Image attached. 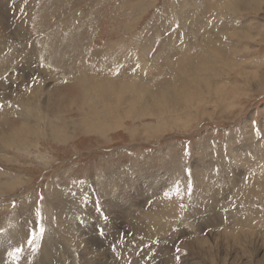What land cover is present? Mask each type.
Listing matches in <instances>:
<instances>
[{"label":"rangeland","instance_id":"rangeland-1","mask_svg":"<svg viewBox=\"0 0 264 264\" xmlns=\"http://www.w3.org/2000/svg\"><path fill=\"white\" fill-rule=\"evenodd\" d=\"M239 1L0 0V264H264V0Z\"/></svg>","mask_w":264,"mask_h":264},{"label":"bare ground","instance_id":"bare-ground-1","mask_svg":"<svg viewBox=\"0 0 264 264\" xmlns=\"http://www.w3.org/2000/svg\"><path fill=\"white\" fill-rule=\"evenodd\" d=\"M245 2V0H240L239 2ZM7 2V1H6ZM8 3V2H7ZM6 6V5H5ZM198 32V31H197ZM195 36H198V35H195ZM217 38V37H216ZM194 39H196V38H194ZM217 40V39H216ZM40 41H41V39H40ZM68 41V40H67ZM194 41V40H193ZM196 41H198L197 39H196ZM203 41V40H202ZM220 41V40H219ZM51 42V41H50ZM75 42V41H74ZM191 42V41H190ZM67 43V42H66ZM189 43V42H188ZM187 43V44H188ZM198 43V42H197ZM206 43V42H205ZM190 44V43H189ZM207 45V44H206ZM198 46V45H197ZM199 46L201 47V49H202V44H199ZM200 47H199V50L201 51V49H200ZM218 47V46H217ZM44 49V48H43ZM120 49V48H119ZM185 50V49H184ZM59 51V50H58ZM121 51V50H120ZM188 51V50H187ZM221 51V50H220ZM42 52V51H41ZM51 52H52V50H51ZM57 52V51H56ZM212 52H214V51H212ZM53 53V52H52ZM59 53V52H58ZM68 53V52H67ZM63 54H65V53H63ZM62 54V55H63ZM115 54H116V57H118V58H120V57H122L123 56V54L122 53H119V52H116L115 51ZM110 55H113V53L112 54H110ZM176 55V54H175ZM174 55V56H175ZM216 55V54H215ZM52 56V55H51ZM85 56V55H84ZM171 56H173V55H171ZM198 56H199V60H202V54H198V55H194V56H189L190 58H195V59H197L198 58ZM53 57V56H52ZM56 56H54L53 58H55ZM48 58V57H47ZM57 58V57H56ZM156 58V57H155ZM176 58V57H175ZM28 59V58H27ZM58 60H59V57L57 58ZM49 59H47V61H48ZM52 60H54V59H52ZM119 60V59H118ZM118 60H115V63H117V62H119ZM172 60V59H171ZM55 61H56V59H55ZM191 61V60H190ZM206 61V60H205ZM51 62V61H50ZM185 62V61H184ZM46 63V62H45ZM69 63V62H68ZM78 63V62H77ZM191 63H192V61H191ZM21 64V63H20ZM52 64V63H51ZM168 64V63H167ZM180 64V63H179ZM47 65V66H46ZM46 65H44V66H46L45 67V69H47V68H49L51 65L49 64H46ZM63 65H64V63H63ZM70 65V64H69ZM170 65V64H169ZM168 65V66H169ZM182 65V64H181ZM53 66V65H52ZM58 66H59V64H56L55 66H53L54 68H56L55 70H57V68H58ZM82 66V65H81ZM43 67V66H42ZM64 67V66H63ZM107 67V66H106ZM29 68V67H28ZM62 68V67H61ZM70 68V67H69ZM76 68V67H75ZM74 68V69H75ZM118 68H120V67H118ZM163 68H165V65H164V67ZM40 69V68H39ZM68 69V68H67ZM74 69H73V71H72V74H70V76L68 77L67 76V78L66 79H68V78H70V79H75L76 80V78L75 77H77V79H78V77L80 76L79 74H74ZM80 69H82V68H80ZM84 69V68H83ZM82 69V70H83ZM86 69V68H85ZM115 69V68H114ZM43 70V69H42ZM165 70V69H164ZM67 71V70H66ZM86 70H83V72H85ZM113 72V71H112ZM161 72H163V70L161 71ZM61 73H62V71H61ZM36 74V73H35ZM81 74H83V73H81ZM161 74V73H160ZM55 75V74H54ZM63 75H66V74H63ZM92 75V74H91ZM112 74L111 73H105L102 77V79L103 80H108V77L109 76H111ZM124 75H125V73H124V70H122V72L119 74V76H122L121 78H115V79H112V80H110L109 82H116V84L118 85L117 87L119 88L118 89V91L120 92V89L122 90V89H124V84H122V83H125L124 82V79H123V77H124ZM82 76V75H81ZM90 76V75H89ZM95 76V75H94ZM159 76V75H158ZM52 77V76H51ZM62 77H66V76H62ZM154 77V76H153ZM25 78V77H24ZM52 78H54V76L52 77ZM83 79L82 80H87V79H85L84 78V76L82 77ZM96 78V77H95ZM156 78V77H155ZM203 78V77H202ZM60 79H61V77H60ZM89 79H91V78H88V80ZM93 79V78H92ZM153 79V78H152ZM157 79V78H156ZM63 80H65V79H63ZM154 80V79H153ZM53 81V80H52ZM59 81V80H58ZM78 81V80H77ZM96 81V80H95ZM197 81V80H196ZM133 82V81H132ZM89 83V82H88ZM156 83V82H155ZM80 84V83H79ZM87 84V83H86ZM193 84V83H192ZM81 85V84H80ZM94 85V84H93ZM156 85V84H155ZM154 85V86H155ZM168 85V84H167ZM82 86V85H81ZM87 86H88V84H87ZM164 86V85H163ZM156 87H157V85H156ZM126 88H127V86L125 87V89H124V92H125V90H126ZM148 88V87H147ZM150 88H151V86H150ZM155 88V87H154ZM176 88V87H175ZM194 88V87H193ZM57 89V88H56ZM152 89V88H151ZM160 89V88H159ZM87 90V89H86ZM146 90V89H145ZM156 90H157V88H156ZM172 90V89H171ZM109 92H112L111 90H108ZM147 91V90H146ZM164 91V90H163ZM84 92V91H83ZM148 92V91H147ZM154 92V91H153ZM145 93V92H144ZM168 93V92H167ZM171 93V92H170ZM173 93V92H172ZM127 94V93H126ZM148 94V93H147ZM150 94H152L151 93V91H150ZM160 94V93H159ZM169 94V93H168ZM120 95V94H119ZM176 95V94H175ZM52 96V95H51ZM151 96V95H150ZM153 96V95H152ZM158 96H160V95H158ZM124 97V95L122 94L121 96H116L115 98L116 99H109V98H106V99H108L109 101H113V102H115L116 104H118L119 106H120V101H121V99ZM144 97V96H143ZM161 97V96H160ZM173 97V96H172ZM177 97V96H176ZM175 97V98H176ZM53 99H54V97H52ZM146 98H147V95H146ZM153 99V98H152ZM95 100V99H94ZM93 100V105L94 106H96L97 104H96V102ZM99 99H97L96 98V101H98ZM47 101V100H46ZM156 101V100H155ZM154 102V101H153ZM161 102H163V101H161ZM168 102V101H167ZM101 103H102V101H101ZM166 103V102H165ZM29 104V103H28ZM87 104V103H86ZM123 104V103H122ZM156 104V103H155ZM89 105V104H88ZM92 105V104H91ZM99 105H100V103H99ZM102 105V104H101ZM114 105V104H113ZM122 106V105H121ZM41 107V106H40ZM86 107V106H85ZM103 107V106H102ZM101 107V108H102ZM100 108V109H101ZM89 110V109H88ZM113 110V109H112ZM80 111V110H79ZM107 111V110H106ZM110 111V110H109ZM40 112V111H39ZM88 112V111H87ZM96 112V111H95ZM46 113V112H45ZM110 113V112H109ZM84 114V113H83ZM87 114V113H86ZM33 115V114H32ZM52 115V114H51ZM50 115V116H51ZM89 115V114H88ZM91 115V114H90ZM102 116V115H101ZM31 118V117H30ZM47 118H49V117H47ZM87 118H90V117H87ZM102 118V117H101ZM77 120V119H76ZM95 121V120H94ZM47 122V121H46ZM76 122V121H75ZM31 123V122H30ZM38 123V122H37ZM87 123V122H86ZM71 124H73V123H71ZM34 125V124H33ZM91 125V124H90ZM39 126V125H38ZM73 126V125H72ZM73 128V127H72ZM31 129V128H30ZM37 129V128H36ZM52 129V128H51ZM55 129V128H54ZM75 129V128H74ZM48 130V129H47ZM46 130V131H47ZM57 131V130H56ZM72 131V130H71ZM51 133V132H50ZM60 135V134H59ZM31 136V135H30ZM33 137V136H32ZM57 137H59L58 135H57ZM64 137V136H63ZM35 138V137H34ZM61 138V137H60ZM65 138V137H64ZM57 141V140H56ZM5 143H7V141L5 142ZM32 151V150H31ZM219 164V163H218ZM259 166V165H258ZM257 166V167H258ZM260 167V166H259ZM252 169H253V167H251ZM254 170V169H253ZM252 170V171H253ZM146 177V176H145ZM253 177V176H252ZM255 177V176H254ZM219 179V178H218ZM221 180V179H220ZM264 181V178H263V176L261 175H259V177H258V180H256V182H258L259 183V185H261V184H263V183H261V182H263ZM215 183V182H214ZM258 187V186H257ZM251 188V187H250ZM251 190H256V189H251ZM139 191H141V190H139ZM240 206V205H239ZM119 208V207H118ZM130 210V209H129ZM196 212V211H195ZM235 214V213H234ZM142 216V215H141ZM107 221V220H106ZM147 223V222H146ZM150 223V222H149ZM148 223V224H149ZM209 225H211V226H213V225H215V224H217V223H220V222H207ZM237 223V222H236ZM76 224V223H75ZM76 225H78V224H76ZM144 225V224H143ZM206 225V224H205ZM219 225V224H218ZM140 227V226H139ZM154 227V226H153ZM202 227V226H201ZM217 227V226H216ZM104 228V227H103ZM109 228V227H108ZM106 229V228H105ZM142 229V228H141ZM223 229V228H222ZM12 230V229H11ZM132 230V229H131ZM144 230V229H143ZM239 230V229H238ZM138 231H139V229H138ZM145 231V230H144ZM147 231H148V229H147ZM155 231V230H154ZM111 232V231H110ZM110 232H108V233H110ZM119 232V231H118ZM150 232V231H149ZM226 232V231H225ZM112 233V232H111ZM239 233V232H238ZM253 233V232H252ZM135 234H136V232H135ZM246 234H247V232H246ZM261 234H263V233H261ZM109 235V234H108ZM243 235H244V232H243ZM105 236V235H104ZM237 236V235H236ZM12 237V236H11ZM117 237V236H116ZM264 237V236H263ZM124 238V237H123ZM200 238V237H199ZM19 239V238H18ZM79 239V238H78ZM47 240V239H46ZM104 240V239H103ZM122 240H124V239H122ZM185 240V239H184ZM197 240V239H196ZM8 241V240H7ZM15 241V240H14ZM17 241V240H16ZM48 241V240H47ZM84 241V240H83ZM81 242V241H80ZM119 242V241H118ZM185 242H186V240H185ZM195 242V241H194ZM85 243V242H84ZM111 243V242H110ZM120 243V242H119ZM188 243V242H187ZM198 243V242H197ZM200 243V242H199ZM48 244V243H47ZM121 244V243H120ZM184 244V243H183ZM182 244V245H183ZM184 245H186V244H184ZM54 246V245H53ZM43 247V246H42ZM77 247V246H76ZM126 247V246H125ZM181 247V246H180ZM184 247V246H183ZM189 247V246H188ZM199 247V246H198ZM122 248V247H121ZM192 249H193V247H192ZM198 249V248H197ZM196 249V250H197ZM3 250H5V249H3ZM127 250V249H126ZM2 251V250H1ZM46 251V250H45ZM144 251V250H143ZM42 252V251H41ZM47 252V251H46ZM49 252V251H48ZM4 253V252H3ZM153 253V252H152ZM51 255V254H50ZM170 255V254H169ZM49 256V255H48ZM1 257V256H0ZM36 257V256H35ZM45 257H47L46 256V254H45ZM50 257V256H49ZM48 257V258H49ZM37 258V257H36ZM42 258V257H41ZM1 259H3V258H1ZM45 259V258H44ZM44 259H43V261H44ZM51 259V258H50ZM104 259V258H103ZM106 259V258H105ZM113 259V258H112ZM34 260V259H33ZM46 260V259H45ZM36 261H37V259H36ZM51 261H52V259H51ZM171 261H172V259H171ZM41 262H42V260H41ZM45 262V261H44ZM92 263V262H91ZM44 264V263H43ZM53 264H54V262H53ZM181 264V263H180ZM183 264V263H182Z\"/></svg>","mask_w":264,"mask_h":264},{"label":"snow or ice","instance_id":"snow-or-ice-1","mask_svg":"<svg viewBox=\"0 0 264 264\" xmlns=\"http://www.w3.org/2000/svg\"><path fill=\"white\" fill-rule=\"evenodd\" d=\"M17 251H19V249H17Z\"/></svg>","mask_w":264,"mask_h":264}]
</instances>
